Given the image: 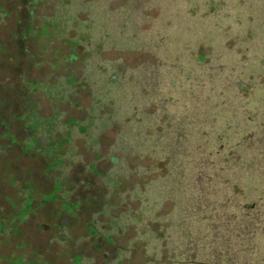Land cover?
Segmentation results:
<instances>
[{
    "label": "rangeland",
    "instance_id": "obj_1",
    "mask_svg": "<svg viewBox=\"0 0 264 264\" xmlns=\"http://www.w3.org/2000/svg\"><path fill=\"white\" fill-rule=\"evenodd\" d=\"M197 198L264 264V0H0V264H174Z\"/></svg>",
    "mask_w": 264,
    "mask_h": 264
},
{
    "label": "trees",
    "instance_id": "obj_2",
    "mask_svg": "<svg viewBox=\"0 0 264 264\" xmlns=\"http://www.w3.org/2000/svg\"><path fill=\"white\" fill-rule=\"evenodd\" d=\"M177 137L178 140L181 139L180 136L177 135ZM165 141L169 144V146L171 145V143L168 142L167 138L165 139ZM166 146L167 145H165V147ZM203 155V167H207L205 168L206 172L201 175H196L195 177L193 176L195 181L189 185V189L195 191L194 187L198 186L201 179L203 178L205 181L207 180L206 185L209 186V194L218 195L217 185L223 184L219 181V179L221 178V176H223V172L227 171V167L225 166V164L228 163V159H225L220 155V150H217L216 152L204 150ZM221 162L222 165L220 166L219 171H217V166ZM179 173L180 175L176 174L175 178H170L172 183L176 181L175 184H177V189L184 184V181L180 179L182 178L181 172ZM168 177H170V174L168 175ZM224 183L227 185V182ZM173 190L174 189H172L171 193L168 194L171 198L172 195L175 194ZM231 194L232 193H228V195ZM181 200L182 199H179V201ZM192 200L193 202H189L191 203L190 207L193 209L192 213H190V216L186 215V218L183 219L184 214H181L184 213L183 210L179 213L175 212L176 214L174 215L173 220L174 223L170 227L175 228L177 231L179 230V232L181 233V238L182 240H185V242L180 248L179 252H168V255H173L170 261L174 264H179L177 262L178 259H183V257L181 256H186L187 260L183 264H235L234 258H232L229 253L230 246L227 241H221L222 238H220L221 243L219 244V247L221 248L216 246V241L219 238V232L227 233L228 226L224 224L220 225L222 213L220 212L219 214H217L215 212L220 207V209H225L227 207L226 203L227 201L229 202V199H226L225 201H219L218 205L214 203L211 204L210 202H208L210 199L206 198H197ZM187 205L189 204H186L185 207ZM178 211H180V209ZM200 213H203L204 216L200 217ZM187 219L188 221L186 222ZM204 232L206 233V237H202L201 235ZM205 239L207 240V242L205 244H200L202 240ZM178 254H180L181 256H177Z\"/></svg>",
    "mask_w": 264,
    "mask_h": 264
}]
</instances>
